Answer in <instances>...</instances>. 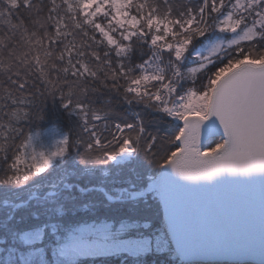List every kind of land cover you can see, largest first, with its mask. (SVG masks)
<instances>
[{"label":"snow or ice","instance_id":"snow-or-ice-1","mask_svg":"<svg viewBox=\"0 0 264 264\" xmlns=\"http://www.w3.org/2000/svg\"><path fill=\"white\" fill-rule=\"evenodd\" d=\"M222 186L258 239L186 228L177 194ZM193 255L264 264V0H0V264Z\"/></svg>","mask_w":264,"mask_h":264},{"label":"water","instance_id":"water-1","mask_svg":"<svg viewBox=\"0 0 264 264\" xmlns=\"http://www.w3.org/2000/svg\"><path fill=\"white\" fill-rule=\"evenodd\" d=\"M216 139H219L217 137ZM164 219L168 224L169 210L161 199ZM176 206L186 228L194 238L204 241L243 240L254 227L259 235L258 211L250 216L245 190L222 186L192 188L177 194ZM255 264V259L245 258ZM236 257L223 255H193L184 260L187 264H235Z\"/></svg>","mask_w":264,"mask_h":264},{"label":"trees","instance_id":"trees-1","mask_svg":"<svg viewBox=\"0 0 264 264\" xmlns=\"http://www.w3.org/2000/svg\"><path fill=\"white\" fill-rule=\"evenodd\" d=\"M48 105L49 106L51 105L50 100L48 101ZM218 141L219 139H216V142ZM159 171L160 170L157 168L155 164H153L149 170H146L142 174V180H143L142 187L145 189L148 188V185L151 184L152 179L158 175ZM110 174L111 172L109 170V175ZM97 177L98 179L92 181L93 183H99V181L106 179L104 176L98 175V174H97ZM87 183L88 181L86 177L80 181L81 187H83ZM144 208H145V211L140 216L141 223H148L150 225L148 231L150 232L153 230L163 231V229H165L167 226H166V222L164 219L161 200L159 197L156 196L155 192H149V195L146 197L145 202H144ZM148 259L152 260L154 264H163L165 257L164 256H154V257L150 256ZM173 259H175V257ZM85 264H88V262L86 261ZM177 264H187V263H184L183 261L178 260ZM192 264H195V263H192Z\"/></svg>","mask_w":264,"mask_h":264},{"label":"rangeland","instance_id":"rangeland-1","mask_svg":"<svg viewBox=\"0 0 264 264\" xmlns=\"http://www.w3.org/2000/svg\"><path fill=\"white\" fill-rule=\"evenodd\" d=\"M102 171H103V169L101 168V172H98L97 174L103 176ZM151 183H152V182H151ZM156 196L160 198V196H159L157 193H156Z\"/></svg>","mask_w":264,"mask_h":264}]
</instances>
